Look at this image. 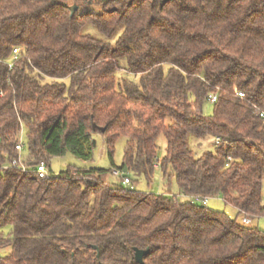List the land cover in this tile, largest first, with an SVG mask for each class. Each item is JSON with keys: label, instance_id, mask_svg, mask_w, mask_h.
<instances>
[{"label": "trees", "instance_id": "1", "mask_svg": "<svg viewBox=\"0 0 264 264\" xmlns=\"http://www.w3.org/2000/svg\"><path fill=\"white\" fill-rule=\"evenodd\" d=\"M260 113L264 0H0V264H139L134 248L142 264H264ZM96 131L110 159L127 137L121 180L157 168L178 193L129 190L105 168L33 171L90 157ZM22 133L26 171L11 165ZM215 196L235 216L189 199Z\"/></svg>", "mask_w": 264, "mask_h": 264}, {"label": "rangeland", "instance_id": "2", "mask_svg": "<svg viewBox=\"0 0 264 264\" xmlns=\"http://www.w3.org/2000/svg\"><path fill=\"white\" fill-rule=\"evenodd\" d=\"M68 4L72 5L73 0H67ZM90 10H97L98 7H87ZM85 31H89L94 36H100L97 30L88 25L84 29ZM211 110V103H205L203 106V113L208 114ZM25 133H22L21 141L25 144ZM127 141V137L120 136L117 138L114 144V150L112 159H110L108 154L107 145L105 143V138L100 132L92 133V143L90 146V157L83 159L76 157L72 153L67 152L62 156H53L48 159L47 162V171L49 174H58L60 171L66 170L67 168H77V169H87L92 167L105 168L110 169L111 172H108L105 176L107 182L112 184L120 183V174H114L113 168H119L123 162V154L124 148ZM192 138L190 139V142ZM195 142V141H194ZM209 141L203 142V147H207L209 145ZM166 148V140L163 134H160L157 138V154L156 158L161 159L165 153ZM25 152L22 154V158L24 157ZM45 160V159H44ZM130 174V178L132 180L131 184H128L126 187L129 190H135L144 193H166V194H177L178 188L176 184L175 177L170 175L167 178H164L160 169H155L153 175L150 179H146L144 176H136L132 173ZM195 202L201 203V200H196L194 198H189ZM262 204H264V176L262 180ZM206 205L209 208L214 210L225 211L230 216H235L236 209L227 205L223 202V200L218 197H210L207 198ZM242 216H239V219ZM254 225H257L260 229L264 231V216H260L259 218L253 221ZM8 227H4L0 232L6 233ZM9 251V247L0 248V256L7 254Z\"/></svg>", "mask_w": 264, "mask_h": 264}, {"label": "built area", "instance_id": "3", "mask_svg": "<svg viewBox=\"0 0 264 264\" xmlns=\"http://www.w3.org/2000/svg\"><path fill=\"white\" fill-rule=\"evenodd\" d=\"M20 50H21L20 47H15V48H13L12 53H11V56H10V58H9V60H8L9 68H11L12 65H13V63L18 59V56H19ZM237 94H238L239 96H243V93H242V92H238V91H237ZM215 100H216V95H215V94H211V95H209L208 98H207V101L210 102V103H213ZM260 115H261L262 117H264V114L260 113ZM212 143H214V144H216V145H219V144H221V143H223V142H222L219 138H216V139H214V140L212 141ZM15 148L18 150L19 156H18L16 159H14V160L12 161L11 165H12L13 167H19V168H21L22 171H26L27 169H30V165L26 164L25 162H22V160H21L20 151H21V149H22V142H21V139H20V138H19V141L16 143ZM228 159L230 160V158H228ZM32 169H33V171H34L35 173H37V175H38L40 178H46V177L48 176L47 164H46L45 161H39V162H37V163L33 166ZM113 172H114V174H120V175L122 174V173H120L117 169H113ZM121 181H122V184H123L124 186H126V185H128V184H131L130 178L127 177V176H124V177L122 178ZM201 202H202L203 204H206V202H207V198H202V199H201ZM243 221H244L245 223L249 222L248 219H244Z\"/></svg>", "mask_w": 264, "mask_h": 264}, {"label": "water", "instance_id": "4", "mask_svg": "<svg viewBox=\"0 0 264 264\" xmlns=\"http://www.w3.org/2000/svg\"><path fill=\"white\" fill-rule=\"evenodd\" d=\"M77 8V6L75 5L73 7V10H75ZM73 12V11H72ZM100 130H103L102 127L99 128ZM123 172H126V168L123 169ZM148 253V250L145 249H138V248H134V260L139 263L142 264L143 263V257L144 255H146Z\"/></svg>", "mask_w": 264, "mask_h": 264}]
</instances>
